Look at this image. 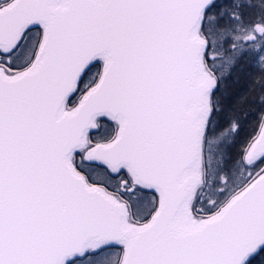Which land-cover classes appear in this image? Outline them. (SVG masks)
<instances>
[{"label": "snow or ice", "instance_id": "obj_1", "mask_svg": "<svg viewBox=\"0 0 264 264\" xmlns=\"http://www.w3.org/2000/svg\"><path fill=\"white\" fill-rule=\"evenodd\" d=\"M0 264H264V0H0Z\"/></svg>", "mask_w": 264, "mask_h": 264}]
</instances>
